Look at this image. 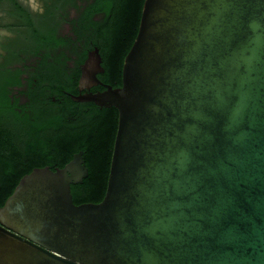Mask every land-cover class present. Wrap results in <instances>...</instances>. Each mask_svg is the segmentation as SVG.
Masks as SVG:
<instances>
[{
  "label": "water",
  "instance_id": "95a60500",
  "mask_svg": "<svg viewBox=\"0 0 264 264\" xmlns=\"http://www.w3.org/2000/svg\"><path fill=\"white\" fill-rule=\"evenodd\" d=\"M96 49L79 89L96 84ZM113 107L105 190L33 167L0 205V264H264V0H143Z\"/></svg>",
  "mask_w": 264,
  "mask_h": 264
},
{
  "label": "trees",
  "instance_id": "16d2710c",
  "mask_svg": "<svg viewBox=\"0 0 264 264\" xmlns=\"http://www.w3.org/2000/svg\"><path fill=\"white\" fill-rule=\"evenodd\" d=\"M142 1L96 0L97 9L104 12L96 46L105 82L120 85L122 58L136 33ZM0 5L8 17L22 20L30 47L55 43L51 34L32 25L16 0H0ZM64 76L53 67L35 74L28 85V106L18 111L7 95L8 85L18 83L17 71L0 64V205L23 174L33 167H62L77 151L87 175L81 183L70 184L72 203H97L104 194L116 110L95 104L86 107L64 96L61 89L71 91L75 86V80L67 82Z\"/></svg>",
  "mask_w": 264,
  "mask_h": 264
},
{
  "label": "flooded vegetation",
  "instance_id": "af4514ba",
  "mask_svg": "<svg viewBox=\"0 0 264 264\" xmlns=\"http://www.w3.org/2000/svg\"><path fill=\"white\" fill-rule=\"evenodd\" d=\"M16 1L26 10L32 25L51 34L55 40L51 45L30 47L22 20L8 17L0 5V64L17 71L18 83L8 85L7 95L18 111L26 110L28 106L29 81H35V74L49 67L62 70L67 82L75 80L73 90H60L70 98L102 91L104 86L117 87L101 79L105 70L96 44L104 12L97 9L96 0H39L36 11H32L21 0ZM6 22L12 25H2ZM2 30H6L5 33H1ZM93 49L99 56L101 72L95 73L96 84L90 85L88 89H79L80 67ZM74 102L86 107L93 105L88 101Z\"/></svg>",
  "mask_w": 264,
  "mask_h": 264
},
{
  "label": "rangeland",
  "instance_id": "374dc122",
  "mask_svg": "<svg viewBox=\"0 0 264 264\" xmlns=\"http://www.w3.org/2000/svg\"><path fill=\"white\" fill-rule=\"evenodd\" d=\"M32 11H36L39 8V0H21ZM1 31V30H0ZM6 30H2L1 33H5Z\"/></svg>",
  "mask_w": 264,
  "mask_h": 264
}]
</instances>
